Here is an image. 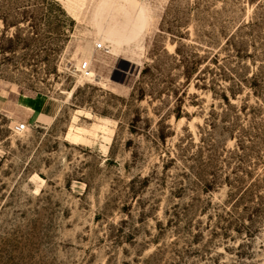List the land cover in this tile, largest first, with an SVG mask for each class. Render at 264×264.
Returning a JSON list of instances; mask_svg holds the SVG:
<instances>
[{
	"label": "rangeland",
	"instance_id": "rangeland-1",
	"mask_svg": "<svg viewBox=\"0 0 264 264\" xmlns=\"http://www.w3.org/2000/svg\"><path fill=\"white\" fill-rule=\"evenodd\" d=\"M0 94V264H264V0H0Z\"/></svg>",
	"mask_w": 264,
	"mask_h": 264
},
{
	"label": "crops",
	"instance_id": "crops-1",
	"mask_svg": "<svg viewBox=\"0 0 264 264\" xmlns=\"http://www.w3.org/2000/svg\"><path fill=\"white\" fill-rule=\"evenodd\" d=\"M0 111L29 124H49L59 113L60 105L49 98L0 94Z\"/></svg>",
	"mask_w": 264,
	"mask_h": 264
},
{
	"label": "built area",
	"instance_id": "built-area-1",
	"mask_svg": "<svg viewBox=\"0 0 264 264\" xmlns=\"http://www.w3.org/2000/svg\"><path fill=\"white\" fill-rule=\"evenodd\" d=\"M96 47L98 49L102 48L103 47V44L102 43H98L96 45ZM81 74L83 77L85 78H91L92 75H93V72L91 71V66H90V63L88 61H85L81 64L80 68H79ZM29 124H27L26 122H23V123H17L15 125V130L17 132H24L26 130L29 129Z\"/></svg>",
	"mask_w": 264,
	"mask_h": 264
},
{
	"label": "trees",
	"instance_id": "trees-1",
	"mask_svg": "<svg viewBox=\"0 0 264 264\" xmlns=\"http://www.w3.org/2000/svg\"><path fill=\"white\" fill-rule=\"evenodd\" d=\"M238 35H237V33H235V34H233L229 39H228V41H227V43H226V45L228 46V47H231V49H232V47H234V43L232 42V40H234V38L235 37H237ZM236 50H237V48H236ZM235 50V51H236ZM239 50H237L236 52H238ZM239 53V52H238ZM238 58H240L241 56L239 55V54H237L236 55ZM211 61L212 62H218L219 61V56L217 55V54H215L212 58H211ZM253 78H254V76H253ZM256 80V79H255ZM254 88L255 87H257V85H258V83H256L255 81H254ZM213 181H215V180H213ZM213 181H211V182H213Z\"/></svg>",
	"mask_w": 264,
	"mask_h": 264
},
{
	"label": "bare ground",
	"instance_id": "bare-ground-1",
	"mask_svg": "<svg viewBox=\"0 0 264 264\" xmlns=\"http://www.w3.org/2000/svg\"><path fill=\"white\" fill-rule=\"evenodd\" d=\"M86 113H87V115H90V113H89V112H86ZM68 135H69V134H68ZM74 136H75V135H74ZM74 136H73V137H74ZM78 136H79V135H78Z\"/></svg>",
	"mask_w": 264,
	"mask_h": 264
}]
</instances>
